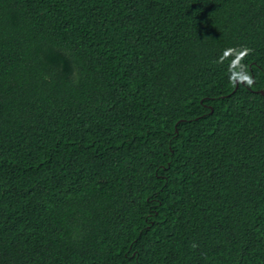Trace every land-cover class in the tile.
<instances>
[{
  "label": "trees",
  "instance_id": "1",
  "mask_svg": "<svg viewBox=\"0 0 264 264\" xmlns=\"http://www.w3.org/2000/svg\"><path fill=\"white\" fill-rule=\"evenodd\" d=\"M0 264H264V0H0Z\"/></svg>",
  "mask_w": 264,
  "mask_h": 264
},
{
  "label": "water",
  "instance_id": "2",
  "mask_svg": "<svg viewBox=\"0 0 264 264\" xmlns=\"http://www.w3.org/2000/svg\"><path fill=\"white\" fill-rule=\"evenodd\" d=\"M236 84H237V80H236ZM236 87V86H235Z\"/></svg>",
  "mask_w": 264,
  "mask_h": 264
}]
</instances>
